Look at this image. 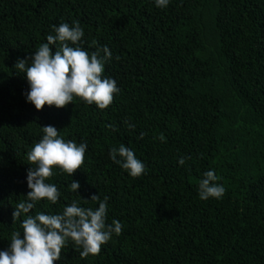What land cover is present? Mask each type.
Returning <instances> with one entry per match:
<instances>
[{
  "label": "trees",
  "instance_id": "trees-1",
  "mask_svg": "<svg viewBox=\"0 0 264 264\" xmlns=\"http://www.w3.org/2000/svg\"><path fill=\"white\" fill-rule=\"evenodd\" d=\"M73 21L89 54L112 52L104 75L120 92L105 110L80 98L37 110L14 65L53 25ZM47 125L88 148L72 177L55 168L46 181L58 202L29 214H58L74 199L94 209L98 201L83 198L95 193L108 198L106 223L122 224L98 255L82 259L70 241L54 264H264V0H171L166 9L153 0H0V249L13 232L23 236L26 216L12 214L27 200V152ZM121 144L144 162L143 175L110 159ZM208 170L225 187L221 199H199Z\"/></svg>",
  "mask_w": 264,
  "mask_h": 264
},
{
  "label": "clouds",
  "instance_id": "clouds-1",
  "mask_svg": "<svg viewBox=\"0 0 264 264\" xmlns=\"http://www.w3.org/2000/svg\"><path fill=\"white\" fill-rule=\"evenodd\" d=\"M153 2L157 8L166 9L171 0ZM84 36L85 31L79 21L53 25L46 43L27 59H18L14 67L26 74L30 86L26 102L33 104L37 110H42L45 105L64 108L75 98L89 105L94 104L100 110L107 109L113 103L114 94H119L120 88L114 78L104 75L112 52L104 45L89 54L83 48ZM129 127L133 128L134 125L130 124ZM41 128L42 137L27 152V159L32 165L26 171L30 189L26 194L27 200L18 203L12 214L14 221L22 215L26 216L20 225L23 236L20 231L11 234L9 245L0 249V264H54L61 260V251L70 241L82 259L95 256L100 253L101 246L112 239L113 234L118 236L122 231L120 221L114 219L111 224L106 223L108 198L101 200L95 193L90 199L83 198L85 203L98 201V207L94 209L82 207L74 199L58 214H29L42 200L51 204L58 202L60 191L55 184L46 181L55 174V168L72 177L84 163L88 148L85 142L77 144L74 140L66 141L53 125ZM160 139L164 140L163 135ZM109 156L133 178L146 171L144 162L123 144L112 147ZM178 163L184 165L185 158L181 157ZM218 180L214 170L204 172L198 186L199 199H221L225 187L217 183ZM80 188L79 181L72 179L69 189L80 194Z\"/></svg>",
  "mask_w": 264,
  "mask_h": 264
}]
</instances>
